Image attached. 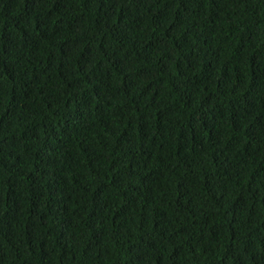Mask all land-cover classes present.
<instances>
[{"label": "trees", "instance_id": "1", "mask_svg": "<svg viewBox=\"0 0 264 264\" xmlns=\"http://www.w3.org/2000/svg\"><path fill=\"white\" fill-rule=\"evenodd\" d=\"M0 264H264V0H0Z\"/></svg>", "mask_w": 264, "mask_h": 264}]
</instances>
